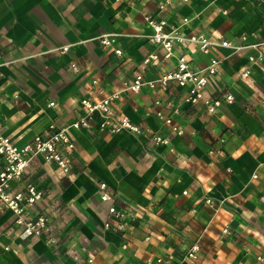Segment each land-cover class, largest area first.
Listing matches in <instances>:
<instances>
[{
    "label": "crops",
    "instance_id": "obj_1",
    "mask_svg": "<svg viewBox=\"0 0 264 264\" xmlns=\"http://www.w3.org/2000/svg\"><path fill=\"white\" fill-rule=\"evenodd\" d=\"M146 14L183 35L228 41L213 49L222 61L206 93L233 100L211 114L186 103V88L175 82L119 93L114 109L143 132L72 130L68 173L42 155L31 159L12 187L42 190L25 216H46L49 229L25 236L14 214L0 211V264H190L183 256L194 242L197 264H264V60L250 78L240 75L255 54L249 45L264 39V0H0V134L22 146L49 124L79 117L82 98L118 91L137 72L154 79L174 69L176 56L143 64L150 52L163 56L148 38ZM103 34H115L110 46L99 42ZM63 45L64 54L54 50ZM181 53L192 69L208 64L196 44H176L174 54ZM3 162L0 156V169ZM102 182L116 207L134 217L125 222V249L100 199Z\"/></svg>",
    "mask_w": 264,
    "mask_h": 264
},
{
    "label": "built area",
    "instance_id": "obj_2",
    "mask_svg": "<svg viewBox=\"0 0 264 264\" xmlns=\"http://www.w3.org/2000/svg\"><path fill=\"white\" fill-rule=\"evenodd\" d=\"M118 1L114 0V2ZM167 2L160 3L158 5L159 10H164ZM144 20L152 29L148 36L149 40L163 49V56L161 58L155 52H150L143 59V64L152 66L163 59L176 56L177 63L174 69L164 71L154 79H146L141 72H137L130 80L124 81L118 91L104 94L100 98H82L80 104L83 111L79 117L64 126H58L55 123L49 124L43 133L34 135L30 141L22 146L15 145L8 137L0 134V156L4 161L0 169V211H11L15 216L14 223L21 227L25 236L41 237L49 229L46 216L41 214L25 216V212L41 200L43 196L42 190L33 184L26 185L24 189L12 187L14 183L23 177L31 159L37 155H42L45 161L54 163L63 173H68L72 166V157L75 149V142L70 134L72 130H97L109 133L126 131L133 134H141L143 132L140 126L114 109L113 103L119 97V93L125 91L138 92L145 86L150 88L155 86L166 87L169 83L175 82L178 86L186 88V96L184 98L186 103L193 105L201 103L211 114L216 113L224 101L231 102L233 100L231 94H225L221 97L210 96L206 93L209 81L218 73L222 61V58L215 54L213 49L218 46H229L228 41L223 40L220 36L218 40H212L204 34L183 35L179 32L177 26L168 24L164 17L155 18L146 14L144 15ZM186 22L187 18H183L182 23ZM114 35H100L98 37L99 42L104 46H110L112 44L110 36ZM242 38L244 39L245 37L242 36ZM185 43L196 44L203 54L209 56L208 64L205 67L198 70L192 69L185 54H174V46ZM249 47L255 50V54L248 56L249 65L240 73L245 78H250L252 65L264 60V39L251 43ZM235 48L242 49L243 46L238 45ZM68 49L69 45H63L54 50L64 54ZM114 52L120 55L122 51L116 48ZM2 66L3 63L0 61V77ZM71 67L76 70L75 64H71ZM95 82L96 80H94ZM52 104L50 103V105ZM156 114L160 120L172 126V131L177 134L182 133L176 126L172 125V120L169 117H165L161 111H157ZM150 138L157 144L168 143V138L159 134L150 133ZM99 186L104 190L100 194V199L108 203V213L111 220L116 222L114 228L119 231V236L122 239L121 247L125 249L128 244L125 222L128 217L129 219L134 217L128 210L116 207L115 197L105 191L106 184L104 182L100 183ZM204 202L207 205H213L209 198H206ZM111 225L110 221L104 223L105 228H110L112 227ZM223 232L228 233V229L224 228ZM145 239L148 240L149 237ZM53 242L54 240L49 237L48 243ZM199 249L198 243L194 242L186 250L183 259L190 264H197ZM157 262L162 263L163 259L158 258Z\"/></svg>",
    "mask_w": 264,
    "mask_h": 264
}]
</instances>
